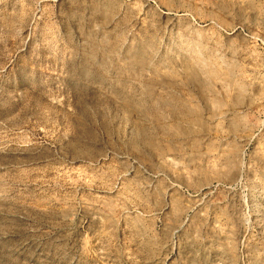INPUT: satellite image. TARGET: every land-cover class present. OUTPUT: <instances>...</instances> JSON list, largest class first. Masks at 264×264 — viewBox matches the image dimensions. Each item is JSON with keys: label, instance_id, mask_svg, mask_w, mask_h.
I'll return each instance as SVG.
<instances>
[{"label": "rangeland", "instance_id": "obj_1", "mask_svg": "<svg viewBox=\"0 0 264 264\" xmlns=\"http://www.w3.org/2000/svg\"><path fill=\"white\" fill-rule=\"evenodd\" d=\"M0 264H264V0H0Z\"/></svg>", "mask_w": 264, "mask_h": 264}, {"label": "bare ground", "instance_id": "obj_2", "mask_svg": "<svg viewBox=\"0 0 264 264\" xmlns=\"http://www.w3.org/2000/svg\"><path fill=\"white\" fill-rule=\"evenodd\" d=\"M184 69H188L189 68V66H187V65H185V66H182ZM191 67V66H190ZM192 68V67H191ZM211 70V69H210ZM186 71H188V70H186ZM208 72V71H207ZM213 72V71H212ZM222 72H224V71H222ZM221 73V72H220ZM233 76V75H232ZM189 114V113H188ZM184 117H185V115H183Z\"/></svg>", "mask_w": 264, "mask_h": 264}]
</instances>
